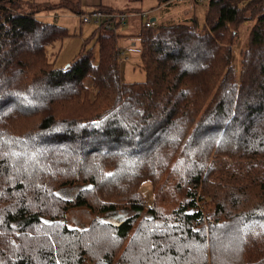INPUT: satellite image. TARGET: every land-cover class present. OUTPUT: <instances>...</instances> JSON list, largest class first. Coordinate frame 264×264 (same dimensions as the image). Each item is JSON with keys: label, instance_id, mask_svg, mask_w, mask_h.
<instances>
[{"label": "trees", "instance_id": "trees-1", "mask_svg": "<svg viewBox=\"0 0 264 264\" xmlns=\"http://www.w3.org/2000/svg\"><path fill=\"white\" fill-rule=\"evenodd\" d=\"M60 9L83 13L0 0V264H264L244 256L264 248V0H208L201 26L141 24L126 36L140 82L121 80L104 23L96 55L85 41L56 66L69 33L39 13ZM73 208L94 217L70 227Z\"/></svg>", "mask_w": 264, "mask_h": 264}, {"label": "rangeland", "instance_id": "rangeland-1", "mask_svg": "<svg viewBox=\"0 0 264 264\" xmlns=\"http://www.w3.org/2000/svg\"><path fill=\"white\" fill-rule=\"evenodd\" d=\"M207 1L208 0H205L204 3H200L198 0H179L174 3L158 6L156 0H143L138 5L130 3L126 0H103V4L109 6L108 3L111 2V5L115 7V9L130 8L136 5L138 8H140L141 12H150L149 18H155L157 26L191 23L193 20H196L198 25L201 26L206 11ZM93 3L94 0H81L83 13L92 11V9H89L88 5ZM182 10H187L189 14L187 16L181 15ZM39 14L42 17L44 15H48V17H44L46 19L43 18L44 21L49 23L54 22L58 25H61L65 27L69 33V36L64 38L61 43V49L58 54L56 66H63L70 62L73 57L80 52V49L85 41L86 49H92L94 55H96L95 52L98 49L95 41L96 37L98 36V32H96L98 24H82L80 22V16L73 15L64 9L56 11H42ZM53 14H56L57 17L53 18ZM130 21L132 23V27L129 29V33H126V30L128 29L127 26L119 27L114 31L116 35L117 49H122L125 47L123 44L124 40L126 39V35H134L138 33L141 24H144L145 19L132 18ZM253 23L254 21H248L244 23L239 29L238 40L233 45L234 60H238L239 51L246 47L248 33ZM134 40L136 46L135 48L133 47L127 50H121L118 55L120 78L123 82H140L145 79L144 73L139 68L140 61L137 52L139 43L138 40ZM126 46L130 48L129 43ZM84 84L86 87H88L90 84L89 79L85 80ZM224 167L225 166L223 165L222 168ZM141 192L144 196H146L150 206L152 204V190L150 184H143L141 186ZM93 217L94 215L86 208H73L67 212V223L70 227H84L91 222ZM262 250H264L263 247H260L258 250H247L245 251L244 256L247 259L255 258L260 255Z\"/></svg>", "mask_w": 264, "mask_h": 264}, {"label": "built area", "instance_id": "built-area-1", "mask_svg": "<svg viewBox=\"0 0 264 264\" xmlns=\"http://www.w3.org/2000/svg\"><path fill=\"white\" fill-rule=\"evenodd\" d=\"M174 2H177L179 0H173ZM200 3H204L205 0H198ZM150 12H141L139 13V16L141 19H145L144 26L146 28H152L154 26L153 21L149 18ZM129 15L126 13L121 12H106L99 9H93L90 12L82 13L80 15V21L83 24L88 23H95V24H105V28L107 30L115 31L116 28L124 24L125 21L128 19ZM121 50H119V53ZM119 55V54H118Z\"/></svg>", "mask_w": 264, "mask_h": 264}, {"label": "crops", "instance_id": "crops-1", "mask_svg": "<svg viewBox=\"0 0 264 264\" xmlns=\"http://www.w3.org/2000/svg\"><path fill=\"white\" fill-rule=\"evenodd\" d=\"M35 1H37L38 3H46V2H48V3H54V2H56L57 0H55V1H49V0H35ZM196 1V0H195ZM109 4V6L112 4L111 2H109L108 3ZM99 5H104L103 4V0H94V3L93 4H91V5H88V7H89V9H95L96 7H98ZM106 6V5H105ZM138 13H132V14H129V17H128V19H127V21H126V23L124 24V25H120L119 27H122V26H127V30H126V33H129V29L132 27V23H131V21H130V19H132V18H136V19H138V18H140V16H139V14L137 15ZM189 13H188V11L187 10H182L181 11V15H183V16H187ZM45 16H47L48 17V15H44L43 17H45ZM57 16H56V14H54L53 15V18H56ZM52 18V17H51ZM61 26V25H60ZM118 27V28H119ZM125 33V34H126ZM130 33H132V32H130ZM126 36H129V35H126ZM134 39H132V38H128V37H126V39L124 40V46L125 47H123L122 49H117V50H127V49H131V48H135L136 46H135V43H134ZM129 43V47L130 48H128L126 45Z\"/></svg>", "mask_w": 264, "mask_h": 264}, {"label": "water", "instance_id": "water-1", "mask_svg": "<svg viewBox=\"0 0 264 264\" xmlns=\"http://www.w3.org/2000/svg\"><path fill=\"white\" fill-rule=\"evenodd\" d=\"M152 21H154V18L151 19ZM67 66V65H66Z\"/></svg>", "mask_w": 264, "mask_h": 264}]
</instances>
